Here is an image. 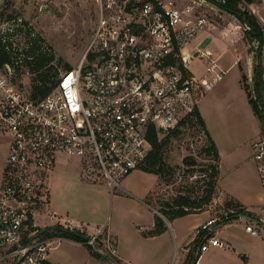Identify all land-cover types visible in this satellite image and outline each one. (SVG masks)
<instances>
[{"label": "built area", "instance_id": "2783aa9c", "mask_svg": "<svg viewBox=\"0 0 264 264\" xmlns=\"http://www.w3.org/2000/svg\"><path fill=\"white\" fill-rule=\"evenodd\" d=\"M91 1V37L76 66L60 72L47 95L32 99L17 83L21 61L0 66V131L8 136L0 181V261L6 257L2 254L16 257L17 264L46 259L49 240L34 246V237L25 245L22 241L37 236L33 214L48 207L49 173L62 160L77 162L82 181L103 183L110 192L122 190L120 182L145 164L151 150L148 135L176 127L226 73L208 49L185 52L190 42L216 28L222 13L234 17L225 9L230 3L255 18L264 5V0ZM250 46L255 51L259 42L252 39ZM260 47L264 51V39ZM191 60L203 64L200 78L189 71ZM261 66L264 94V61ZM30 75L27 70L25 76ZM251 148L264 187V136ZM240 209H224L201 226L197 233H206L192 264H200L209 248H225L207 233L223 218H242ZM46 214L53 226L70 229L56 211ZM258 229L264 231V225L245 226L252 237L259 236ZM102 233L87 241L98 254L95 243Z\"/></svg>", "mask_w": 264, "mask_h": 264}, {"label": "rangeland", "instance_id": "374dc122", "mask_svg": "<svg viewBox=\"0 0 264 264\" xmlns=\"http://www.w3.org/2000/svg\"><path fill=\"white\" fill-rule=\"evenodd\" d=\"M258 1L248 0V2L254 4H257ZM235 6L237 9L243 11L239 5L236 4ZM221 15V18H217L216 27H228L230 22L235 26H239L240 28L236 29L237 32L233 33L234 37L238 38V41H235L234 47L242 48L248 57H252V70L257 64L261 65V61H264V52L261 51L260 47L262 42L258 41V49L252 50L250 46L251 38L244 25L234 17L227 16L224 13ZM247 15L259 26L263 41L264 5L258 9V18L249 14ZM94 22L95 6L91 0H0V40L10 42L12 47L19 52L26 48V41L32 38L42 40L50 49L53 64L56 66L58 74L64 70V64L70 67L76 66L91 37ZM209 42L211 41H207L206 45ZM259 50L261 53L258 60ZM11 57H13V60L19 61L17 55L15 56L14 53H11ZM199 62L198 60H191L188 64L189 71L194 75L202 67L201 62ZM20 66L21 73L18 74L19 77L16 81L23 90H27L29 84V78L25 76L27 69ZM249 90L264 123V108L260 109V101L253 83ZM222 109L220 104L215 108L210 106L207 111L208 122H212V118L217 113L221 111L223 113ZM168 131L160 134L158 138L162 139ZM7 140V134L0 131V172L3 170L4 161L7 156ZM206 145V137L198 126L187 125L180 128L178 136L171 138L163 148V164L160 167V175L156 176L145 173L142 170H135L120 182L122 190H115L113 192H110V189L105 184H98L94 189H87L83 185L87 182L82 181L80 178L77 162L73 159L66 162L63 161L64 163L61 162L55 170L53 169L49 173L48 189L50 191V203L48 207L33 214V220L37 224V229L50 226L51 221L47 218V210H55L61 215V209H69L75 214L77 213L78 217L85 219L89 223L90 230H94V233H96L100 226L95 225V218L90 212L93 202L101 204V202L104 203L106 194L108 196L117 195L123 199H120L121 202L116 205L117 199L113 201L108 200V205H105L103 208V216L104 218L107 217L106 220L109 222V225H116L124 231V234H126L124 240H131V236L137 233L133 222L135 221V217H137V207L129 201L130 199L141 198V195H144L148 191L144 200L160 216L161 206H164L165 203H171L176 196H190V201L194 203L201 201L207 188V183L210 180L209 167L214 165V162L204 151ZM220 173L224 174V169L223 171L220 170ZM215 189L213 200L204 208V210L208 211L210 218H217L219 216L224 210L223 204L227 198V196L218 193L217 185ZM96 200L101 202H96ZM190 211L198 212L195 209H191ZM118 213H122V216H118ZM145 217L146 221H148V216L145 215ZM93 236H90V238ZM254 240H256V243L264 245V236H258ZM40 242L39 238H35L30 245L34 246ZM254 244L253 242H249V245H252L255 249ZM95 247L104 257L105 264H118L111 253L112 246L107 242L105 233L99 235ZM123 249L126 252L129 251L127 243L123 244ZM54 252L57 255H61V251L55 250ZM225 254L226 252H223V254L218 253L212 257V260L216 264H238L228 261ZM4 255L6 257L0 261V264H17L16 257L2 254V256ZM181 257V254L174 253L170 264H180ZM238 260L241 261V264H256V259L252 256ZM200 262L204 264L202 260ZM261 264H264V261Z\"/></svg>", "mask_w": 264, "mask_h": 264}, {"label": "crops", "instance_id": "0c3cea01", "mask_svg": "<svg viewBox=\"0 0 264 264\" xmlns=\"http://www.w3.org/2000/svg\"><path fill=\"white\" fill-rule=\"evenodd\" d=\"M228 27H216L211 32L199 33L190 42L185 52H191L195 48L208 49L214 53L212 54L218 59L220 68L226 72L220 82L200 96L196 102V108L219 156L216 184L218 193L237 201L245 208L249 216L241 215L242 218L236 216L235 220L215 222L207 236L216 237L225 245V248H209L208 251L201 254L200 260L204 262L206 258L204 264H216L212 257L218 253L226 252L228 261L241 264L238 259L252 256L255 257L256 264H261L264 261V245L256 243L254 240L256 237H252L245 231V226L251 223L264 225V187L260 184L257 161L254 159L251 148V143L261 136V131L258 119L248 102L241 78L243 74L245 76L244 84L249 88L252 87L254 75L252 57H248L242 48L234 47L238 38L234 37L233 33L237 32V28L231 22ZM207 41L211 42L206 45ZM203 68L202 64L201 69L195 75L196 77L200 78L203 75ZM218 104L223 108V113L222 111L217 113L212 118V122H208V108L210 106L215 108ZM223 169L224 174L220 173V170L223 171ZM1 175L2 172H0V181ZM98 184L103 183L87 182L83 185L87 189H94ZM147 192L141 195V198L129 200L137 207V217L133 221L137 233L131 236V240H124L126 236L124 231L116 225H109L107 217L103 216V208L108 205V200L117 199L116 205L123 198L106 194L105 201L102 200L104 203L99 200L96 202L99 201L101 204L93 202L90 212L95 218V225L100 226L97 231L105 233L107 241L112 244L116 262L118 264H170L172 256L176 252L182 255L180 264L194 262L195 252L199 253L198 246L201 237L206 233L205 231L197 233V231L202 225L215 218H210L206 210L171 221L161 216L166 227L165 230L159 235L145 237L143 233L151 230L154 226V216L160 217L145 202L144 198L147 196ZM60 213L63 218L69 221L70 229L84 232L87 236L97 234V231L94 233V230H90L89 223L85 219L78 217L77 213L75 214L72 210L61 209ZM145 215L148 216V221H146ZM118 216H122V213H118ZM53 225L54 223L50 222L49 227ZM258 232L259 236H264V231L258 229ZM249 242L255 243L253 245L255 249L249 245ZM124 243H127L128 252L123 249ZM55 250L61 251V255H57ZM46 260L51 264H105L103 258L98 259L93 256L83 243L62 238L49 240Z\"/></svg>", "mask_w": 264, "mask_h": 264}, {"label": "trees", "instance_id": "16d2710c", "mask_svg": "<svg viewBox=\"0 0 264 264\" xmlns=\"http://www.w3.org/2000/svg\"><path fill=\"white\" fill-rule=\"evenodd\" d=\"M225 9L230 13L242 14L253 28L254 31L253 34L247 31L249 33L251 40L255 39L257 41L262 42L263 37L259 26L255 23V21L251 17L247 15L246 12L237 9L234 2L226 6ZM25 47L26 48H24L21 52H19L18 50H15L12 47V44L10 42L0 40V66L3 64H9L13 61L12 59L13 57H11V53H14L15 56L17 55L18 58L17 57L16 58L19 61H21V63L19 64L21 65L20 67L26 68L31 74L29 77V84L27 89L29 97L32 99L40 98L47 95L51 91L53 86H55V83L57 82V78H58L56 66L53 64V57L49 47L42 40L37 38H32L31 40L25 42ZM258 53H259L258 56V60H259L261 51L259 50ZM18 55L22 56V58H20V56ZM69 68H70L69 65L64 64V70H67ZM20 69L21 68L18 67L17 69L18 74L21 73ZM261 72H262V66L260 64L259 65L257 64L253 69V74H254L253 85L255 87L256 93L260 101L259 105L262 104L261 96H260L262 92ZM22 74H23V70H22ZM241 78L243 82V88L248 97V102L251 106L254 115L258 119L261 136H264L263 120L261 118V115L257 111V105L253 102V99L251 98V94L248 86L244 84L245 76L243 74ZM187 125L198 126L200 130L203 131L207 141V145L204 151L206 155L210 157V159L214 162V165L209 167L210 180L207 183V188L204 191V195L201 198L200 202L194 203L190 201V196L179 195L176 196V198H174L171 203H165L164 206H161L160 214L163 218H165L168 221L183 217L185 215L197 213V212H191L190 211L191 209L198 210V212L204 211V208L211 203V201L215 196V190H216L215 188L218 179L219 156L212 140L208 136V133L204 127L203 119L201 118L196 107L192 110V112L189 114L187 118L180 121L178 125L173 129H170L162 139H159L158 136L153 131L148 135V141L151 144V150L141 170L145 173H150L156 176L160 175L161 174L160 167L163 164V148L168 144L171 138L178 136V134L180 133V128ZM230 207L241 208L240 212L238 213H240V215L249 216V213L246 212L245 208H243L237 201L227 197L223 204V208L227 209ZM161 216L160 217L157 215L154 216L153 228L147 231L146 233H143V236L145 237L156 236L161 234L165 230L166 227L164 225ZM235 217H236L235 214L230 215L226 219L223 218L222 221H229L231 219H234ZM80 236H83L84 239L81 238ZM33 237L39 238L41 241L50 240L52 238H62V239H68L71 241L83 243L84 245H86V247L93 256L97 257L98 259L104 258L102 255L93 251L92 247L87 244V241L90 240V236H87L84 232H80L79 230L67 229L61 226H53V227H46L43 229H37V236H30V237L25 236V238L22 241V244L25 245L29 243V241L33 239ZM37 264H51V263L46 259H44V260H40Z\"/></svg>", "mask_w": 264, "mask_h": 264}, {"label": "water", "instance_id": "95a60500", "mask_svg": "<svg viewBox=\"0 0 264 264\" xmlns=\"http://www.w3.org/2000/svg\"><path fill=\"white\" fill-rule=\"evenodd\" d=\"M240 23H242L243 25H244V27H245V29L247 30V31H249L250 33H252L253 34V28H252V26L250 25V23L243 17V15L242 14H237V13H231ZM260 96H261V103H262V105H263V107H264V94L261 92V94H260ZM81 238H83L84 239V237L83 236H80ZM109 263H111L110 261H108Z\"/></svg>", "mask_w": 264, "mask_h": 264}]
</instances>
